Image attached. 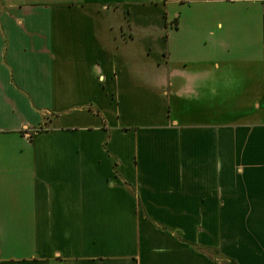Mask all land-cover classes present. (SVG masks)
<instances>
[{
  "label": "crops",
  "instance_id": "obj_1",
  "mask_svg": "<svg viewBox=\"0 0 264 264\" xmlns=\"http://www.w3.org/2000/svg\"><path fill=\"white\" fill-rule=\"evenodd\" d=\"M193 1L0 0V264H264V0Z\"/></svg>",
  "mask_w": 264,
  "mask_h": 264
},
{
  "label": "rangeland",
  "instance_id": "obj_2",
  "mask_svg": "<svg viewBox=\"0 0 264 264\" xmlns=\"http://www.w3.org/2000/svg\"><path fill=\"white\" fill-rule=\"evenodd\" d=\"M181 1H184V2H181ZM157 5H159V3H157ZM163 7L167 13V16H170L172 13H175L174 16L177 18L178 21L189 22L191 20H197V3L193 0H165V2L163 3ZM150 21H155V20L150 19ZM165 21L169 22L171 25L175 24L174 18H169L168 21L165 18ZM123 36H124V33H123ZM206 95L208 97L212 96L211 94H206ZM185 96L191 97L192 99H194V101L196 102V105L193 104V102L191 101H189L190 102L189 104L192 106H196L197 108V94L186 93ZM185 101L187 102V100ZM116 175L117 174L114 168L112 167L111 178L108 182H111L113 180V177Z\"/></svg>",
  "mask_w": 264,
  "mask_h": 264
}]
</instances>
